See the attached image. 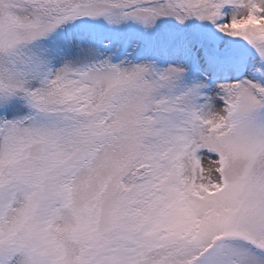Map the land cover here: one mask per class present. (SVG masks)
<instances>
[{"label":"snow or ice","instance_id":"6c2138e0","mask_svg":"<svg viewBox=\"0 0 264 264\" xmlns=\"http://www.w3.org/2000/svg\"><path fill=\"white\" fill-rule=\"evenodd\" d=\"M0 264H264V0H0Z\"/></svg>","mask_w":264,"mask_h":264}]
</instances>
